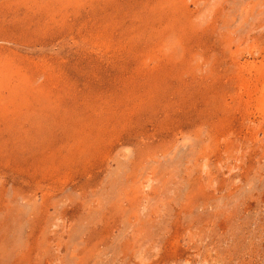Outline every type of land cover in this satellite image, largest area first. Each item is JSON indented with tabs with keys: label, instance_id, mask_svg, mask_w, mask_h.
<instances>
[{
	"label": "rangeland",
	"instance_id": "obj_1",
	"mask_svg": "<svg viewBox=\"0 0 264 264\" xmlns=\"http://www.w3.org/2000/svg\"><path fill=\"white\" fill-rule=\"evenodd\" d=\"M0 264H264V0H0Z\"/></svg>",
	"mask_w": 264,
	"mask_h": 264
}]
</instances>
